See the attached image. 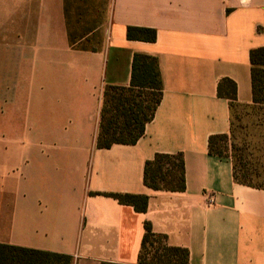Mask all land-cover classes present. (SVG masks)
Instances as JSON below:
<instances>
[{
    "label": "crops",
    "instance_id": "0c3cea01",
    "mask_svg": "<svg viewBox=\"0 0 264 264\" xmlns=\"http://www.w3.org/2000/svg\"><path fill=\"white\" fill-rule=\"evenodd\" d=\"M70 6L0 0V244L138 264L150 223L189 264H264V188L238 183L231 157L209 152L233 122L223 82L253 105L264 0H112L86 34L103 33L96 50L71 45ZM128 27L157 40H129ZM136 54L157 59L161 102L135 144L98 148L105 88L131 87ZM159 154H182L185 190L145 184ZM114 195L147 196V211Z\"/></svg>",
    "mask_w": 264,
    "mask_h": 264
},
{
    "label": "trees",
    "instance_id": "16d2710c",
    "mask_svg": "<svg viewBox=\"0 0 264 264\" xmlns=\"http://www.w3.org/2000/svg\"><path fill=\"white\" fill-rule=\"evenodd\" d=\"M72 35V34H71ZM127 38L132 41L156 42L157 31L149 28H127ZM74 48L87 50L78 46V42L71 36ZM91 50H96L92 48ZM251 75L253 87V108L264 106V47L257 48L250 53ZM228 85L226 95L231 101L232 110L240 107L236 103V85L226 80ZM219 94L224 95L222 85ZM148 91L152 98L146 112L143 105L134 103L135 93ZM162 83L157 59L148 55L136 54L133 60L132 85L129 88L107 86L103 95V106L100 114V130L97 136L98 148H110L114 144H135L145 133V127L154 115L162 99ZM233 122L229 134L212 136L209 139V152L220 157H231L234 168V178L238 183L264 188L257 184L258 176L248 169L242 162V156L236 152L223 151L222 144L233 132ZM130 133L131 139L116 138L117 134ZM145 184L154 190L183 191L185 190V165L182 154H159L146 165ZM122 204L132 205L139 212H146L149 198L142 195H114ZM165 237L156 234L150 223L145 224V235L142 241L138 264H157L155 260L147 262V256L153 252V257L159 264H189V252L179 247H170ZM165 259V260H164ZM73 258L68 255L26 250L0 244V264H72Z\"/></svg>",
    "mask_w": 264,
    "mask_h": 264
},
{
    "label": "rangeland",
    "instance_id": "374dc122",
    "mask_svg": "<svg viewBox=\"0 0 264 264\" xmlns=\"http://www.w3.org/2000/svg\"><path fill=\"white\" fill-rule=\"evenodd\" d=\"M112 0H71L69 30L72 38L83 48H101L104 35L98 31L86 37L92 30L91 27L99 25L105 16L108 15ZM134 108L143 105L146 112L147 106L151 103L148 91L136 92ZM233 132L226 142L222 144L223 151L227 153L236 152L242 156L243 164L253 170L258 176L257 184L264 186V106L253 108L237 107L233 110ZM116 138L131 139L130 133L117 134ZM147 256V262L155 260L152 255ZM165 260V259H164Z\"/></svg>",
    "mask_w": 264,
    "mask_h": 264
},
{
    "label": "built area",
    "instance_id": "2783aa9c",
    "mask_svg": "<svg viewBox=\"0 0 264 264\" xmlns=\"http://www.w3.org/2000/svg\"><path fill=\"white\" fill-rule=\"evenodd\" d=\"M213 201V199L212 198H210V202H212Z\"/></svg>",
    "mask_w": 264,
    "mask_h": 264
}]
</instances>
